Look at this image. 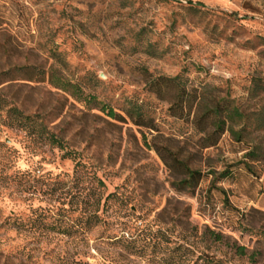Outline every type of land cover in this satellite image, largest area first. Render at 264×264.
I'll list each match as a JSON object with an SVG mask.
<instances>
[{
	"label": "rangeland",
	"instance_id": "obj_1",
	"mask_svg": "<svg viewBox=\"0 0 264 264\" xmlns=\"http://www.w3.org/2000/svg\"><path fill=\"white\" fill-rule=\"evenodd\" d=\"M204 94L248 114L244 141L202 149ZM260 123L264 0H0V264H264Z\"/></svg>",
	"mask_w": 264,
	"mask_h": 264
},
{
	"label": "trees",
	"instance_id": "obj_2",
	"mask_svg": "<svg viewBox=\"0 0 264 264\" xmlns=\"http://www.w3.org/2000/svg\"><path fill=\"white\" fill-rule=\"evenodd\" d=\"M200 5V4H199ZM174 79V81H176ZM179 87V99L172 107V110L177 111L180 113H185V104L183 101V96L186 93L184 88ZM198 96H195L192 100H190L189 104V111L191 112L194 105H197L198 108L201 109L202 107V115L196 116L193 121L194 127L202 134V149H207L216 146L220 139L222 138L223 134L226 131H230L232 136L237 142H242L245 140V132L247 130V126L250 122V117L245 111H242L240 107L236 106L234 102L229 98H222L217 100L216 98L213 99L212 97H206V95H202V98L198 102ZM176 112V113H177ZM263 110H261V114ZM110 117H115L113 111L110 112ZM141 118V115L138 119ZM262 120V119H261ZM139 125V124H138ZM235 127H240L239 130H236ZM259 129H264V124L260 123L258 125ZM53 144H57L58 140L53 135L49 138ZM156 151L161 156L162 160L164 161L166 167L171 171L172 174H177L181 178L177 182H173L172 186L179 191H190L194 190L201 180L202 174L200 171L193 170L185 161L181 160L176 154H174L169 148H157ZM250 156L254 155V150H251ZM227 174H221V177H226ZM116 194H110L104 204L105 205L109 202V200H116ZM100 203L95 202L93 204L92 213H90V220L93 221V225L97 226L102 222V218L100 216ZM135 224V223H134ZM129 230H132L133 227L130 225L128 226ZM205 235L210 236L216 242L223 241V236L220 234H216L210 230H207ZM135 232L132 236L125 238L122 236L118 239V243L127 249L130 253H137L139 251L137 242L138 239L135 238ZM182 249V246H179L176 249V252H179ZM236 254L240 256L247 255L246 248L242 246H236ZM178 254V253H176ZM176 254L172 256L170 259L169 264H180V260H178L179 254L176 257ZM184 256V253H181ZM199 264V262L195 263ZM200 264H223L221 260L213 258L211 256H204L201 259Z\"/></svg>",
	"mask_w": 264,
	"mask_h": 264
}]
</instances>
